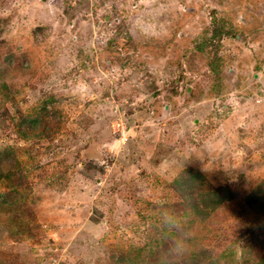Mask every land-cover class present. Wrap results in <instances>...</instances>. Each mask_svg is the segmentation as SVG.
Returning a JSON list of instances; mask_svg holds the SVG:
<instances>
[{
  "label": "rangeland",
  "instance_id": "1",
  "mask_svg": "<svg viewBox=\"0 0 264 264\" xmlns=\"http://www.w3.org/2000/svg\"><path fill=\"white\" fill-rule=\"evenodd\" d=\"M0 264H264V0H0Z\"/></svg>",
  "mask_w": 264,
  "mask_h": 264
}]
</instances>
